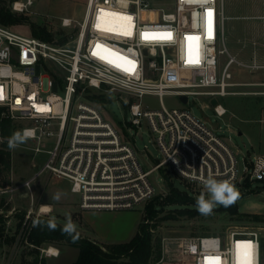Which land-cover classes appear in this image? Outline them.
<instances>
[{"label":"built area","instance_id":"1","mask_svg":"<svg viewBox=\"0 0 264 264\" xmlns=\"http://www.w3.org/2000/svg\"><path fill=\"white\" fill-rule=\"evenodd\" d=\"M223 1L87 0L80 22L60 18L61 27L79 26L74 41L67 44L22 35L0 24V117L19 124L16 131L34 129V138L28 140L34 144L31 150L45 155L29 179L0 186V197L9 200L20 189L25 192L19 194L32 197L31 184L44 173L66 180L79 196L82 211L132 209L145 203L156 194L149 176L160 169L201 186L209 176L239 187L246 181L264 185V154L242 155L238 161L235 154L240 151L231 149L187 107L167 108L161 102L163 95H174L182 104L189 97H206L210 103L226 95L264 97V77L247 83L231 79L232 64L264 73V51L261 61L253 57L249 63L228 53L223 43ZM0 3L24 13L33 0ZM144 33L170 38H145ZM189 36L197 39H186ZM221 54L227 60L220 68ZM241 86L255 89L234 90ZM102 88L124 93L130 126L140 128L144 121L155 135L162 158L150 169H144L133 145L87 98L88 90ZM144 95L157 97L160 108L144 109L136 101ZM213 110L218 117L226 113L218 101ZM32 165L37 166L34 161ZM51 212L48 205L35 211L31 203L17 239L24 240L34 221ZM263 231L247 226L231 228L222 236L181 237L180 252L189 264H238L237 256L240 264H262ZM49 249L44 250L47 256L58 255L57 249L56 253Z\"/></svg>","mask_w":264,"mask_h":264},{"label":"rangeland","instance_id":"2","mask_svg":"<svg viewBox=\"0 0 264 264\" xmlns=\"http://www.w3.org/2000/svg\"><path fill=\"white\" fill-rule=\"evenodd\" d=\"M86 2L87 0H33V4L27 12L17 13L24 20L9 26V28L16 33L29 36L31 35L30 24L46 25L52 32L54 42L64 38L63 43H70L74 41L79 26L73 24L70 27H61L60 18H71L80 22L84 15ZM245 6H247V12L244 10ZM223 16V43L228 53L238 61H247V63L250 62L252 54L260 55L262 47H264V0H224ZM226 60V54L219 55L220 68ZM229 71L233 82L247 83L263 79L261 74L252 73L236 64H232ZM251 89L255 88L247 86L234 88L237 91ZM91 91L104 95L105 103H93L101 110L103 118L118 130L122 138L133 145L144 169H150L162 156L154 141L155 135L151 133L144 121L140 128L130 126V116L127 111L128 101L125 94H116L105 91L103 88L100 91ZM136 101H139L144 109L160 108L159 99L151 95H144ZM217 101L226 110L223 117L216 116L210 99L206 97H189L187 104L180 103L174 95H163L161 98L165 107L173 108L184 105L193 116L203 120L216 130L231 149L240 151V154H235L238 161L242 159V155L252 157L264 154V97L226 95L218 98ZM50 141L46 142L47 149L50 148L48 146ZM33 146V143L27 141L17 149L10 150L11 170L9 175L16 180L13 182L14 184H20L25 178L34 174L45 159L44 154H38V156L33 154L31 150ZM33 161L36 163V167L32 165ZM168 174L167 179L175 187L187 190L196 200L202 194L208 198L204 186L182 181L178 176L172 173ZM149 180L154 185L156 194L145 203L135 205L132 209L82 211L78 206L79 196L70 191L66 180L48 177L47 173L42 174L31 184L32 197L19 194L24 190L20 189L12 194L11 199H4L0 202V215L6 219V234L15 236V241L12 243L0 240V264H71L76 259L78 249L64 242L33 246L17 239L19 229L16 231L15 224L19 219L16 215L23 216L24 211L29 209L31 203L35 211L42 205L52 206V212L49 215H41L40 219L54 218L55 222L61 226L65 224L67 215L71 214V219L76 225V232L100 244L129 241L137 231L145 207L154 204L157 212L156 217L144 222L147 230L153 232L155 237H159L160 257L152 264H189L183 260L180 252L179 239L181 237L222 236L227 230L235 227L264 228V225H256L242 217L217 212L191 219L163 220L161 218L174 206L156 205L166 196V184L160 172L152 173ZM234 186L240 192V198L234 203L240 213L264 214V185L262 183L254 182L250 185L246 181L241 187L236 184ZM57 193L61 194L59 200L53 199ZM12 207L14 210L8 213ZM44 208L43 210H45ZM262 238H264V231ZM48 248L57 249L58 255L56 257L47 256L44 250Z\"/></svg>","mask_w":264,"mask_h":264},{"label":"trees","instance_id":"3","mask_svg":"<svg viewBox=\"0 0 264 264\" xmlns=\"http://www.w3.org/2000/svg\"><path fill=\"white\" fill-rule=\"evenodd\" d=\"M24 19L21 15L12 12L9 7L0 3V24L11 26L22 22ZM30 34L33 37L44 41L54 42L51 30L46 25L30 24ZM65 39L57 43L63 44ZM87 98L95 103H105L106 99L103 94L92 93L88 90ZM1 112V111H0ZM16 124L5 117H0V186L5 187L10 184L11 176V151L8 149L7 138L15 132ZM166 184V196L158 202L157 206H174L168 210V213L161 219L177 220L180 218L203 217L196 208V199L185 189H179L167 179V172L164 169L159 170ZM165 172V173H164ZM166 174V176H164ZM169 175V174H168ZM170 176V175H169ZM184 181V180H182ZM154 204L147 205L142 214L141 222L138 224L137 231L132 238L124 243L100 244L92 239L81 236L78 232L69 235L62 231L63 226L57 224L55 230H49L47 226L29 228L24 240L28 245L40 246L44 243L64 242L69 246L76 247L78 254L71 264H152L159 260V237H155L153 232L147 230L145 221L156 217L157 212ZM213 212L227 214L230 216L242 217L248 222L264 225V214H244L240 213L236 204L229 207L216 204ZM19 221L15 224L18 231L23 216L16 215ZM47 221L48 219H39ZM73 236H78L75 240ZM0 240L12 243L15 236H7L6 219L0 215Z\"/></svg>","mask_w":264,"mask_h":264},{"label":"clouds","instance_id":"4","mask_svg":"<svg viewBox=\"0 0 264 264\" xmlns=\"http://www.w3.org/2000/svg\"><path fill=\"white\" fill-rule=\"evenodd\" d=\"M34 129H23L14 132L7 138V145L9 150H15L20 145L27 143L31 138H34ZM184 174V171L181 172ZM195 179V177H191ZM205 189L207 190L208 198L204 194L200 195L196 200L197 211L202 215H211L216 204L223 205L224 207L232 206L239 198L240 192L236 189L234 184L229 180H218L212 176L202 180ZM61 194L57 193L53 199L59 200ZM34 227L47 226L49 230H55L57 224L53 219L47 221L36 220L33 223ZM62 231L69 235L76 233V225L71 219V214L67 215L66 222L63 225ZM78 236H73L75 240Z\"/></svg>","mask_w":264,"mask_h":264},{"label":"snow or ice","instance_id":"5","mask_svg":"<svg viewBox=\"0 0 264 264\" xmlns=\"http://www.w3.org/2000/svg\"><path fill=\"white\" fill-rule=\"evenodd\" d=\"M189 3H192V2H207V0H188ZM114 15V14H113ZM207 15L209 17V32L211 31V16H212V11L209 9L207 10ZM126 19L128 20H131V17H127ZM125 34H128V33H125ZM145 38H148L150 35L152 36H158V35H163V36H166V37H169L170 38V34H149V33H144L142 34ZM186 39H197L196 37H186ZM190 63H198V60H190L189 61ZM128 71H132V69H127ZM2 89H0V99H2ZM31 99V97H30ZM19 102V101H17ZM38 110H43V106H39L38 107ZM238 248H239V245H238ZM208 259H218V258H208Z\"/></svg>","mask_w":264,"mask_h":264},{"label":"crops","instance_id":"6","mask_svg":"<svg viewBox=\"0 0 264 264\" xmlns=\"http://www.w3.org/2000/svg\"><path fill=\"white\" fill-rule=\"evenodd\" d=\"M244 10H245V12H247V6H245L244 7ZM231 17V16H230ZM229 17V18H230ZM232 18V17H231ZM246 18H247V16H246ZM252 18V17H251ZM255 18V17H254ZM232 29H235V28H232ZM233 31V30H232ZM263 51H264V47H262V50H261V53H260V55H256V54H252L251 56H250V60L254 57V58H256L257 60H259V61H261L262 60V58H263ZM244 63H247V61H245ZM259 74H261L263 77H264V73L263 72H258ZM263 73V74H262ZM257 74V73H256ZM41 155V154H40ZM38 156V155H37ZM32 176V175H31ZM30 176V177H31ZM29 177V178H30ZM29 178H25L24 179V181L25 180H27V179H29ZM14 181H16V180H14V177L13 176H11V182L13 183ZM65 182H67V181H65ZM68 183V182H67ZM67 185H69V184H67ZM66 189V188H65ZM24 191V190H23ZM23 191H20V193L21 192H23ZM5 198L4 197H0V202L2 201V200H4ZM64 201V200H63ZM52 207V206H51ZM52 209H53V207H52ZM82 214V213H81ZM10 221V220H9Z\"/></svg>","mask_w":264,"mask_h":264},{"label":"water","instance_id":"7","mask_svg":"<svg viewBox=\"0 0 264 264\" xmlns=\"http://www.w3.org/2000/svg\"><path fill=\"white\" fill-rule=\"evenodd\" d=\"M180 100L185 103L186 102V97H180ZM211 104L214 106L217 104V100L216 99H212L211 100Z\"/></svg>","mask_w":264,"mask_h":264},{"label":"bare ground","instance_id":"8","mask_svg":"<svg viewBox=\"0 0 264 264\" xmlns=\"http://www.w3.org/2000/svg\"><path fill=\"white\" fill-rule=\"evenodd\" d=\"M44 209L47 210L48 208L45 207ZM49 252H50V253H56V249H55V248H50V249H49ZM237 262H238V264H240V263H239V256H237Z\"/></svg>","mask_w":264,"mask_h":264}]
</instances>
